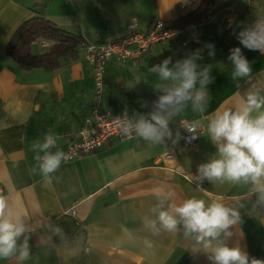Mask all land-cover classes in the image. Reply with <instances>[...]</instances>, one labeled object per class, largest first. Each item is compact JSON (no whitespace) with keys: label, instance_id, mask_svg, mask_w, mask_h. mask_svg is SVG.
<instances>
[{"label":"crops","instance_id":"1","mask_svg":"<svg viewBox=\"0 0 264 264\" xmlns=\"http://www.w3.org/2000/svg\"><path fill=\"white\" fill-rule=\"evenodd\" d=\"M196 4L197 0H0V196L12 218L25 227L18 248L25 240L29 246L28 259L21 261L17 251L0 258V264H211L210 251L186 234L182 222L170 232L158 220L159 211L173 212L192 198L236 209L239 222L230 229V237L221 238L264 259V200L253 186L202 178L204 186L199 189L181 176L183 172L199 176V166L217 155L207 134L214 114L234 110L250 91L264 96V52L243 48L237 38L240 29L235 28L264 19V0H215L201 34L186 46L180 47L176 37L131 59L109 57L102 108L150 118L163 94L158 75L149 71L156 59L165 56L175 62L179 55L188 57L200 50L202 59L197 63L200 69L208 67L214 78L207 85L206 111H193L188 101L169 121L171 138L154 143L140 136L112 137L97 150L72 161L62 159L47 177L36 158L45 153L36 145L51 138L54 146L48 152L63 153L67 142L77 137L93 99L91 65L79 50L74 60L57 69L28 71L5 53L17 25L36 14L79 32L87 41L105 42L122 37L129 23H135L137 31L155 19L173 23ZM228 16L233 26L226 29ZM225 33L232 34V44L209 56L205 37ZM48 46V41L38 42L34 51ZM234 47H241L252 64L251 77L233 80L231 63L213 68L207 64ZM164 83L170 87L173 82ZM195 121L202 129L197 139L186 142L185 122ZM151 221H156L155 230Z\"/></svg>","mask_w":264,"mask_h":264},{"label":"clouds","instance_id":"2","mask_svg":"<svg viewBox=\"0 0 264 264\" xmlns=\"http://www.w3.org/2000/svg\"><path fill=\"white\" fill-rule=\"evenodd\" d=\"M229 26H233L232 22ZM235 28L240 29L237 38L243 48L264 52V19L251 25L238 23ZM206 47L208 55L215 56L214 45ZM227 58L233 66V80L251 77L252 64L241 47L232 48ZM200 59L201 51L197 50L171 67L170 59H164L161 64L150 68L149 71L158 75L163 94L155 102L150 118L141 117L134 126L131 123L125 126L124 132L130 134L134 127L137 135L158 143L165 137L171 138L169 121L182 111L188 101H192L193 111L205 112L207 85L214 78L208 67L200 69L197 63ZM167 81H172V86L164 83ZM199 126V121L185 125L187 131L193 133L189 142L197 139L194 134ZM207 134L217 147V155L199 166L200 176L209 182L251 184L258 198L264 200V96L250 91L244 102L234 110L227 108L214 114L208 122ZM53 146L54 141L47 137L42 144L36 145L45 153L42 158L36 157L45 177L57 170L63 157L61 152H48ZM154 191L160 195L159 189ZM158 220L170 232H174L178 223L182 222L186 234L194 235L196 243L210 251L208 259L211 264H264V259L251 256L241 246H229L221 238L230 237V229L240 220L239 212L222 202L214 201L206 205L203 199H187L173 212L159 211ZM149 224L156 229V221ZM24 231L23 223L12 218L5 198L0 196V258H8L19 251L21 261L28 259L27 241H23L18 248V240Z\"/></svg>","mask_w":264,"mask_h":264},{"label":"built area","instance_id":"3","mask_svg":"<svg viewBox=\"0 0 264 264\" xmlns=\"http://www.w3.org/2000/svg\"><path fill=\"white\" fill-rule=\"evenodd\" d=\"M212 13L209 10L199 21L183 24L180 26H172L160 19L152 20L151 24L141 31L135 30V23H129L127 31L122 37L105 42H91L83 40L78 50L83 57L90 63L94 80L93 99L90 104L89 117L85 120L82 127L79 128L76 138H71L66 144L62 159L65 161L79 157L102 147L107 141L115 137L117 139L131 138L137 135L133 127L130 134L124 132V127L128 124H134L141 118H135L129 115L127 111L119 114H112L107 109L102 108L103 86H104V68L106 60L114 56L117 60L137 57L152 45L158 42H166L170 39L179 37V46L184 47L188 43L197 38L201 34V26L206 23L207 18ZM232 18L227 17L225 28L229 27ZM145 117V116H143ZM149 118V117H145ZM189 123L185 122V125ZM199 126L197 131H201ZM194 135H197V134ZM185 137L189 142L193 133H188ZM170 152H166L165 156H169ZM181 176L197 188L204 186L202 177L193 172H183Z\"/></svg>","mask_w":264,"mask_h":264},{"label":"trees","instance_id":"4","mask_svg":"<svg viewBox=\"0 0 264 264\" xmlns=\"http://www.w3.org/2000/svg\"><path fill=\"white\" fill-rule=\"evenodd\" d=\"M214 2L215 0H197L192 10L179 15L171 25L180 26L199 21L213 9ZM32 9L37 12L35 6ZM83 40L86 39L79 32L59 27L42 14H36L17 25L8 39L5 53L23 70L51 71L74 60ZM41 41H48V48L34 51V46Z\"/></svg>","mask_w":264,"mask_h":264},{"label":"rangeland","instance_id":"5","mask_svg":"<svg viewBox=\"0 0 264 264\" xmlns=\"http://www.w3.org/2000/svg\"><path fill=\"white\" fill-rule=\"evenodd\" d=\"M231 37H232V34H230V33L222 34V36L221 35L216 36L214 39H209L206 36L205 39H204V42H203L204 45H205L204 46V51L205 52L209 51L207 49V47H206V45H208V44H213L214 45V47H215V53L219 52L220 50L227 49L228 42L232 44L233 38H231ZM229 54L230 53H228V52L222 53V54H220L221 55L220 56L221 58L218 61H216V62L210 61L207 64L210 65L209 66L210 68L220 67V66L224 67L227 64H230L231 63L228 60V58H227ZM174 56H175V54H174ZM166 58L167 57H165V56L163 58H160V57L157 58L158 60L156 59V61L154 62V66L161 64L163 62V60L166 59ZM179 58H180V60H183V59L187 58V55H183V56L179 55ZM180 60H177V61H180ZM170 61H171L170 65H169L170 67L173 66V65H175L176 62H177V61L173 62L171 59H170Z\"/></svg>","mask_w":264,"mask_h":264}]
</instances>
